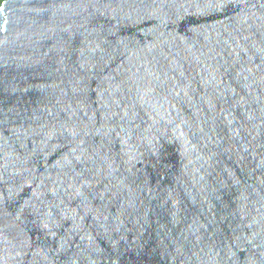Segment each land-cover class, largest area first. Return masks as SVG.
Segmentation results:
<instances>
[{"label":"water","instance_id":"water-1","mask_svg":"<svg viewBox=\"0 0 264 264\" xmlns=\"http://www.w3.org/2000/svg\"><path fill=\"white\" fill-rule=\"evenodd\" d=\"M0 264H264V0H4Z\"/></svg>","mask_w":264,"mask_h":264},{"label":"trees","instance_id":"trees-1","mask_svg":"<svg viewBox=\"0 0 264 264\" xmlns=\"http://www.w3.org/2000/svg\"><path fill=\"white\" fill-rule=\"evenodd\" d=\"M4 0H0V5L3 3Z\"/></svg>","mask_w":264,"mask_h":264}]
</instances>
